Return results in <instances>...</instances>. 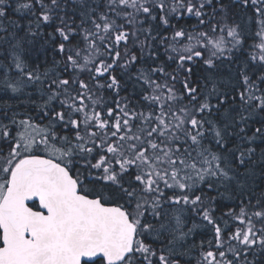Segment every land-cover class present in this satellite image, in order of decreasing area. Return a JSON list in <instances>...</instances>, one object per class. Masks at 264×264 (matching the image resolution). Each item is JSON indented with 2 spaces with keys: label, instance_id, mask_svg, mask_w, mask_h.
I'll return each mask as SVG.
<instances>
[{
  "label": "snow or ice",
  "instance_id": "1",
  "mask_svg": "<svg viewBox=\"0 0 264 264\" xmlns=\"http://www.w3.org/2000/svg\"><path fill=\"white\" fill-rule=\"evenodd\" d=\"M0 264H264V0H0Z\"/></svg>",
  "mask_w": 264,
  "mask_h": 264
},
{
  "label": "trees",
  "instance_id": "2",
  "mask_svg": "<svg viewBox=\"0 0 264 264\" xmlns=\"http://www.w3.org/2000/svg\"><path fill=\"white\" fill-rule=\"evenodd\" d=\"M200 238H202V237H201V236H196V237H194V239H196L197 241H198Z\"/></svg>",
  "mask_w": 264,
  "mask_h": 264
}]
</instances>
